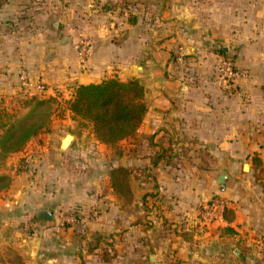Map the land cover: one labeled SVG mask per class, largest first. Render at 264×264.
Instances as JSON below:
<instances>
[{
    "label": "crops",
    "instance_id": "obj_1",
    "mask_svg": "<svg viewBox=\"0 0 264 264\" xmlns=\"http://www.w3.org/2000/svg\"><path fill=\"white\" fill-rule=\"evenodd\" d=\"M116 1L0 0L2 69L24 67L30 78L64 94L109 78L136 79L146 104L135 135L120 142L119 158L91 127L75 129L70 114L62 129L40 136L50 145L32 159L35 178L13 173L18 205L28 201L36 211H50L55 222L56 212L67 215L78 205L91 218L59 229L55 222L41 224L38 237L19 244L20 254L26 264H264V190L253 162L257 158L264 169V44L241 51L239 65L249 77L226 84L213 72L219 57L183 31L201 24L212 41L224 39L232 26L238 34L246 25L262 27L264 0H202L201 16L186 0H125L120 14ZM258 31L253 38L264 43ZM80 37L90 43L82 69L74 49ZM188 47L191 57L184 66L175 64L173 55L180 48L187 54ZM190 66L197 78L183 71ZM65 135L72 141L62 151ZM170 141L176 172L162 161L150 163ZM73 160L80 174L68 171ZM117 166L130 171L131 203L110 186L109 172ZM221 173L227 176L223 191L216 183ZM214 194L227 201L233 218L201 228V212ZM91 235L105 242L93 243V253L86 254ZM100 248L108 261L98 255Z\"/></svg>",
    "mask_w": 264,
    "mask_h": 264
},
{
    "label": "rangeland",
    "instance_id": "obj_2",
    "mask_svg": "<svg viewBox=\"0 0 264 264\" xmlns=\"http://www.w3.org/2000/svg\"><path fill=\"white\" fill-rule=\"evenodd\" d=\"M44 1L45 0H35L37 3H43ZM49 1L54 3L55 0ZM186 1L197 4L193 5V7L197 8L195 9V12H197L199 16L204 14L205 9L204 6H202V0ZM29 2L32 3L31 1ZM115 6L116 7L114 10L117 14L123 13L122 9L126 8V1L118 0L116 1ZM128 9L129 8H127V10ZM74 13H76V11H74ZM24 19L28 20L29 17L27 16ZM21 26L25 29L30 27V25H27L26 21ZM8 29H10V27H8ZM204 29V26L199 24L196 28H194V30L190 25L185 26L183 31L187 34L191 32L190 34L193 38L191 42L192 44H195V42H201L199 43L200 45L207 47L209 51L213 52L219 57L220 60L213 69L214 75L218 80L226 84L238 82H233L220 77L216 72V67L219 65L222 59H228L236 68L248 71V68L241 67L239 65L240 53L242 50L248 49V47L251 45H257L261 48L263 47L261 44L264 43L257 42L253 38V34H258V30L264 34V25L262 27L246 25L244 31L241 33L239 32V34L236 31L237 27L232 26L229 27L224 39L212 41L207 40L208 36L204 37L206 35ZM237 34L240 36V38H237ZM81 39L83 38L80 37L78 40L74 41V49L76 61L78 66L82 69V66L79 64L77 58V45ZM20 42V39L15 40V43L18 45L22 44ZM224 48L226 49L225 52L223 51ZM192 53L187 55L186 58L191 57ZM172 59L176 64V53L173 55ZM192 68L193 67L190 66L188 67L187 71H183L188 76H194L197 78L199 74H197L196 70ZM19 70L27 72L25 68L21 66L15 71L8 68L2 69V67H0V264H26L24 261V256L20 254L21 251L19 249V244L23 242L22 240L29 242L35 236L38 237L41 234V231L44 230L43 228L41 229L38 227L41 224L55 222L54 220L51 222H43L38 220L36 217V210L31 207V204H29L28 201H25L22 206L18 205V195L15 192L18 189V184L13 178V173L15 176L20 174L26 178V181L33 180L35 178V170L32 166V159H40L44 153L47 152L46 149H43V147L45 148L46 146V148H48L50 145V141L48 139L42 143L43 141L40 136L42 134L50 133L52 130L58 131L62 129L63 125L65 126V124H67L64 123V121H69L68 117H66L67 114L71 115V121L73 120L72 125L75 129L86 130L89 126L93 131L91 123L72 117V114L69 111V100L71 99L73 89L69 93L64 94V91L60 87L41 81L51 88L50 94H46L44 96L35 92H25L19 86ZM33 80H35V78H33ZM39 125L42 126L38 130L37 134L30 137L24 143L20 151L14 152L13 149H15L16 145L19 144V141L25 137L28 131L36 128ZM120 142L116 143L115 145H108L111 147L112 153L115 152L118 158L121 152L120 150H122ZM25 149H29L30 152H25ZM66 149L67 147L62 149V151ZM172 149L173 148H171V151H167L164 154L162 162L166 164V166L174 168L172 172H176V152ZM13 154H17V158H15L14 162H8L7 159L12 157ZM199 155L202 154H198L197 156L199 157ZM75 162L76 160L70 162L67 169L71 174H80L82 170H78L77 164H75ZM247 171L243 172L246 173ZM214 195L220 196L219 194ZM68 213L69 214L67 215H63L62 211H60L59 214L56 212V228L59 229L73 225L79 226L82 225L85 220H89L91 218L88 216V213H83V210L78 205L71 207L68 210ZM6 214L8 215L6 216ZM97 237L98 236L96 235H91L89 240H87L88 243L84 247L86 254L93 253V243L98 244L105 242V240L100 238L97 239ZM30 246L31 244H28V247ZM103 252L109 254L105 248H100V251L97 252L99 253L98 255L100 258H102L101 255Z\"/></svg>",
    "mask_w": 264,
    "mask_h": 264
},
{
    "label": "trees",
    "instance_id": "obj_3",
    "mask_svg": "<svg viewBox=\"0 0 264 264\" xmlns=\"http://www.w3.org/2000/svg\"><path fill=\"white\" fill-rule=\"evenodd\" d=\"M69 111L72 117L91 123L95 138L99 143L110 146L115 145L120 141L133 137L142 122L146 112L144 89L136 79L123 82L117 78H109L100 83L77 85L73 88L69 100ZM41 126L29 130L13 151H20L24 143L30 137L35 136ZM171 144L170 141L167 149L154 153L150 157V163L156 164L162 161L164 154L171 151ZM190 144L192 149L196 151L197 146L193 147L195 142L192 141ZM199 157L204 159L207 156L199 155ZM253 162L256 169L262 174L261 177L256 175L255 179L261 180L264 190V182H262L264 180V169L257 158H254ZM129 175L130 171L122 166L114 167L109 172L112 190L126 203L132 202ZM223 218L228 221L232 220V212L225 209ZM101 257L104 262L109 259L108 254L105 252L102 253Z\"/></svg>",
    "mask_w": 264,
    "mask_h": 264
},
{
    "label": "built area",
    "instance_id": "obj_4",
    "mask_svg": "<svg viewBox=\"0 0 264 264\" xmlns=\"http://www.w3.org/2000/svg\"><path fill=\"white\" fill-rule=\"evenodd\" d=\"M89 42L81 39L77 45V58L82 68L85 67L89 56ZM185 52L183 49H179L176 53V64L184 66ZM217 74L223 79L230 81H240L248 78V72L244 69L236 68L233 63L228 59H222L219 65L216 67ZM19 86L25 92H35L37 94L46 95L50 94L51 88L42 83L39 80H33L29 77L27 72L20 71L18 75ZM52 95V94H51ZM53 96V95H52ZM227 201L218 195H214L208 201L205 209L201 212V220L199 227H203L209 223H221L223 222V212L226 209Z\"/></svg>",
    "mask_w": 264,
    "mask_h": 264
},
{
    "label": "water",
    "instance_id": "obj_5",
    "mask_svg": "<svg viewBox=\"0 0 264 264\" xmlns=\"http://www.w3.org/2000/svg\"><path fill=\"white\" fill-rule=\"evenodd\" d=\"M193 49L188 47L187 48V55H189L190 53H192ZM223 51L225 52L226 49L224 48ZM136 69L138 70L139 67H136ZM72 141V136L71 135H65L63 137V139L61 140V149H64L66 147H68V145L70 144V142ZM248 170V166L244 165L243 167V171H247ZM227 179V176L224 173H221L218 175L216 183L219 185V190L223 191L225 189V181ZM36 217L38 220L43 221V222H51L54 220V216L50 211L47 210H38L36 211ZM152 257L150 258V261H152Z\"/></svg>",
    "mask_w": 264,
    "mask_h": 264
}]
</instances>
